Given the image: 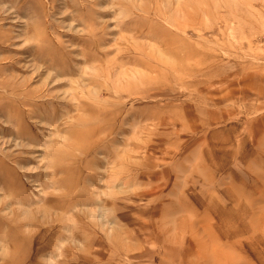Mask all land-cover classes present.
Listing matches in <instances>:
<instances>
[{"label": "rangeland", "instance_id": "rangeland-1", "mask_svg": "<svg viewBox=\"0 0 264 264\" xmlns=\"http://www.w3.org/2000/svg\"><path fill=\"white\" fill-rule=\"evenodd\" d=\"M0 264H264V0H0Z\"/></svg>", "mask_w": 264, "mask_h": 264}]
</instances>
